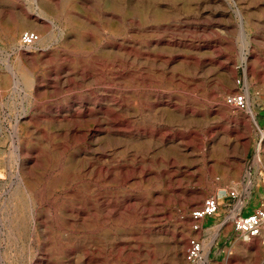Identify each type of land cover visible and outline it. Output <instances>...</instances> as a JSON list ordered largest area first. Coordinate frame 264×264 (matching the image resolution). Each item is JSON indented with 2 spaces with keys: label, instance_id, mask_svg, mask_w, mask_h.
I'll use <instances>...</instances> for the list:
<instances>
[{
  "label": "rangeland",
  "instance_id": "rangeland-1",
  "mask_svg": "<svg viewBox=\"0 0 264 264\" xmlns=\"http://www.w3.org/2000/svg\"><path fill=\"white\" fill-rule=\"evenodd\" d=\"M39 3L0 0V264H97L96 234L102 264H264L231 217L264 203V0ZM208 195L219 208L194 229Z\"/></svg>",
  "mask_w": 264,
  "mask_h": 264
},
{
  "label": "built area",
  "instance_id": "built-area-1",
  "mask_svg": "<svg viewBox=\"0 0 264 264\" xmlns=\"http://www.w3.org/2000/svg\"><path fill=\"white\" fill-rule=\"evenodd\" d=\"M39 38L38 32L27 29L21 34L20 43L23 46L34 44ZM1 86V79H0ZM225 102L242 109L246 107V95L244 92L227 94ZM229 194L238 198V192L231 189ZM220 200L218 196L208 195L204 197L200 206L194 207L190 211V217L193 222V228L198 229V221L206 216L213 215L219 208ZM233 230L244 241L258 242L264 248V203L253 208L249 212L238 211L232 216ZM202 243L196 236L187 238V246L184 257L188 262L195 263L202 257Z\"/></svg>",
  "mask_w": 264,
  "mask_h": 264
},
{
  "label": "bare ground",
  "instance_id": "bare-ground-1",
  "mask_svg": "<svg viewBox=\"0 0 264 264\" xmlns=\"http://www.w3.org/2000/svg\"><path fill=\"white\" fill-rule=\"evenodd\" d=\"M48 3H50L51 5H53V7H55L54 5L56 4V0H47ZM38 7L43 11L41 4L39 3L38 0ZM152 28V27H151ZM160 41V40H159ZM171 43V42H170ZM147 45V44H146ZM156 45V44H155ZM167 46V44H166ZM164 46V47H166ZM159 46H155V47H148L147 51L144 52V56H145V61H156V60H161L163 57L157 53ZM118 50L119 51H124L125 48L123 45H118ZM213 52V51H212ZM217 52V51H216ZM215 55L216 53L213 52ZM20 57H25V54L21 51L19 53ZM44 54V53H43ZM162 61V60H161ZM12 72V71H10ZM36 78V77H35ZM37 81V80H36ZM1 88V87H0ZM154 98L158 99V95H154ZM224 105V104H223ZM223 107V106H222ZM246 109H250V103L249 100L246 99ZM229 108V105H227L226 109ZM240 119V118H239ZM242 119V118H241ZM254 119V118H253ZM108 169V168H107ZM96 173H97V177L99 178L100 176H103L105 174H107L106 167L104 164L100 163L97 165L96 167ZM125 176V175H124ZM93 214H94V218L96 222H103V221H108V214L110 211V205H111V195L109 193V191L105 188L102 187L101 185H99V183L96 181V183L94 184L93 187ZM128 200L132 199V198H127ZM126 199V200H127ZM241 200L240 197L238 199V201ZM237 201V203H238ZM240 203V202H239ZM243 205V204H242ZM238 206H234L233 205V210L231 212V217L238 211H240L241 209H238ZM235 209V210H234ZM104 223V222H103ZM109 238L103 239L102 235H98L96 234L93 238V248H94V253L96 256V263L97 264H102V259H101V252L103 247H105V243ZM247 242H251V241H247ZM183 240H180L176 246L180 245L182 246ZM202 250H203V245H202ZM206 258V257H205Z\"/></svg>",
  "mask_w": 264,
  "mask_h": 264
},
{
  "label": "crops",
  "instance_id": "crops-1",
  "mask_svg": "<svg viewBox=\"0 0 264 264\" xmlns=\"http://www.w3.org/2000/svg\"><path fill=\"white\" fill-rule=\"evenodd\" d=\"M249 210H250V208H248V211L247 212H249ZM244 211V210H243ZM242 210H241V212H243ZM251 211V210H250Z\"/></svg>",
  "mask_w": 264,
  "mask_h": 264
}]
</instances>
